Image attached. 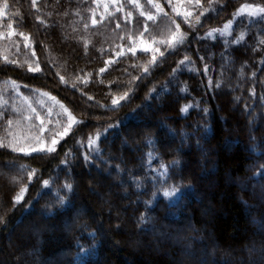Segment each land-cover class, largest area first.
<instances>
[{
	"label": "trees",
	"instance_id": "1",
	"mask_svg": "<svg viewBox=\"0 0 264 264\" xmlns=\"http://www.w3.org/2000/svg\"><path fill=\"white\" fill-rule=\"evenodd\" d=\"M156 2L167 15L139 2L155 16L149 21L131 0H0V8L8 5L0 17L4 264H174L184 250L199 258L206 249L207 264H264V13L240 11L264 7V0H190L187 21L173 11L179 3ZM229 21L230 34L208 35ZM9 24L29 41L8 36ZM175 24L187 38L173 49L167 42ZM140 39L163 52L155 64ZM133 41L135 55L128 51ZM36 64L41 70L29 71ZM125 91L127 100L114 107L112 99ZM43 92L82 121L54 153L31 151L44 147L37 140L48 142L50 132L40 131L29 104L47 129L59 131L67 120ZM226 175L241 185L227 184ZM172 186L179 192L165 197ZM21 188L24 200L13 205ZM208 196L216 211L210 225ZM155 230L163 237L180 231L183 241L160 244Z\"/></svg>",
	"mask_w": 264,
	"mask_h": 264
},
{
	"label": "snow or ice",
	"instance_id": "2",
	"mask_svg": "<svg viewBox=\"0 0 264 264\" xmlns=\"http://www.w3.org/2000/svg\"><path fill=\"white\" fill-rule=\"evenodd\" d=\"M200 0H197V4H199ZM131 3L138 9H140V15L141 16H145L147 20L151 21L155 19V16L150 14V13H146L143 9V7L141 6V4L139 3V0H131ZM147 3L151 5V7L153 9L156 10L157 13H164V9L163 7L156 2V0H147ZM169 4H171V0H169ZM33 5H35V0H33ZM8 7L7 3L4 4L3 8H0V17H2L4 15V9H6ZM245 9H249L250 10V14L255 15L257 13H264V7H253L250 5H245L243 8L240 9L241 12H243ZM173 11H175L177 13V15H183L185 18V21H187L188 16L191 15V13L185 11L183 13L180 12L178 6H173ZM165 15H167L166 13H164ZM201 14H203V11L201 12ZM128 15H131V13H128ZM197 21H199V17L196 18ZM41 23H43V21H41ZM93 24L96 23V20L93 19L92 21ZM231 24L232 22L229 21L227 24L224 25V28L222 30H218V29H214L211 32L208 33L209 36H212L214 32L219 31L221 35H225V34H230V28H231ZM119 27V25H117ZM191 27V25H189ZM85 27H87V25H85ZM9 28V32L7 33L8 36H11L13 34H18L20 36H22L24 38V40L26 42L29 41V37L27 35H25L23 32H19V33H14L11 29L12 26L11 24L8 25ZM144 31H147V25L144 26ZM187 38V34L183 33L180 31V25L179 24H175V30L171 33L170 38L167 42V46L172 47L173 49L178 46V45H182L185 40ZM243 38V33L241 34V37H239L238 39H242ZM264 42V41H262ZM27 46L31 47V44H28ZM140 49L143 52H151L152 56H151V62L153 64H155L156 62V54L159 53L161 56H163V52H160V49L157 48H153L149 43L145 42V40L140 39L139 40V45ZM128 51L131 52L133 55L136 54L137 51V44L135 41H133L132 44L129 45L128 47ZM34 54V53H33ZM122 53H117V55H120ZM7 59V58H5ZM107 63H112L111 60H109ZM181 63H183V61H181ZM40 67L39 64H36L35 68L29 67V71H40ZM105 69L101 68L100 72H104ZM149 71L148 67H144V72L147 73ZM60 80L62 82H64V77L60 76ZM87 80L84 81L85 84H87ZM15 83V82H13ZM43 96H47L50 98L51 101H53L55 104H58L59 107L62 110V114H66L67 116V120L65 123V126H63L59 131H52L50 129L45 128V122L46 119L45 118H41V116L39 115V113H37L36 109L34 107H32L30 104L28 105L30 112L32 114H35V119L39 120V124H40V131L44 132V131H49L50 132V136H49V141L46 142L42 139L37 140L38 144H42L44 145V147H37V146H33L31 148L32 152H46V153H54L57 151V145L60 143L61 139H63L64 137H66L67 135H69V133L71 132L73 125L81 123L82 121L77 120V117L74 116L72 114L71 111L68 110V108H66L62 103H60L59 100H57L56 96L50 95V93L48 92H43L42 93ZM128 98V92L125 91L122 95L116 96L112 99V105L114 107H119L121 101L123 100H127ZM89 99H91V97H89ZM25 100H27V98H25ZM48 111V115L51 116L52 114V108L49 107L47 109ZM33 118L32 115H29L27 117V119L31 120ZM12 122L9 121V124H11ZM114 125H109V127H113ZM101 136L100 132H97L95 134L94 137L89 138L88 141V146L91 148L93 145H96L97 142L99 141ZM4 146L3 142L0 141V147ZM13 151H24L23 148L17 149L15 147H13L12 149ZM85 159H88V156H85ZM35 175L34 171H30L29 172V177ZM43 186L45 188H48L50 186V181L49 180H43L42 181ZM65 189L67 191H71L72 190V186L70 184H65L64 185ZM27 191V188H21L20 192L14 197L13 199V205L16 204H20L23 200H24V195ZM179 192L178 187L172 186L168 189L163 190V195L167 198H171L173 196H176L177 193ZM56 196L58 197V200L61 204H63L64 201V197H61L59 192L56 193Z\"/></svg>",
	"mask_w": 264,
	"mask_h": 264
},
{
	"label": "rangeland",
	"instance_id": "3",
	"mask_svg": "<svg viewBox=\"0 0 264 264\" xmlns=\"http://www.w3.org/2000/svg\"><path fill=\"white\" fill-rule=\"evenodd\" d=\"M140 1H142V0H139V2ZM171 1L174 2L175 4L176 3H179L180 6L179 5H177V6L179 7V10H180L181 13H183L185 11H187V12L190 13L191 9L189 8V6H187L188 1H190V0H171ZM167 3H169V0H167ZM174 13L177 15L176 12H174ZM177 17H180V18L184 19L183 18L184 16L182 14L181 15H177ZM55 106H56V104H55ZM64 115L66 116V114H64ZM66 119H67V116H66ZM63 126H65V122L63 123ZM226 176H227L226 177V179H227L226 180V183L227 184L235 183L236 185H239V186L241 185L238 181L232 180L228 175H226ZM205 181H206V183H207V185L209 187V190L211 192H213L214 191V187L216 186V178H215V176H210L207 179H205ZM88 187H89V194H92V192H95L96 194L94 196L96 198H98L99 200H101V196H100L99 191L97 189H94L89 184H88ZM203 212L206 215L207 225H210L211 224V220H210L209 216L214 215L216 211H215V208L213 206V202H212V200H211V198L209 196L205 199V207L203 208ZM75 216H77V214ZM165 227H168V226L166 225ZM28 230L30 231L31 235L33 234L34 237L36 236L34 227L33 228L31 227L30 229L28 227ZM52 231L53 232H56L57 229L56 228H52V229L46 228L45 229V232H52ZM125 232H126V234H127L128 237H130V238L132 237V235H133V229L131 227L127 226L125 228ZM161 232L162 231H156V230L153 231V233H155V234H157L159 236L162 235ZM139 237H141V236H139ZM168 241H173L175 244H179L180 242H182L183 241V238H182L181 232L179 231L178 233H176V235H168V234H166L165 237L161 236V242H160V244L161 243L163 244V243L168 242ZM9 243H10V246H11V247L9 246V248L13 252L14 251L18 252L16 246H14L13 237H10L9 238ZM155 252H156V254L158 256L161 255V252H159V250L155 249ZM248 252H250L252 254L253 253H256L257 254L258 253L257 251H255L253 249L248 250ZM62 256H63V254H62ZM164 257L166 259H168V260H171V258H169L168 255H164ZM201 257H199V258H193L192 257V254L189 251L184 250L183 252H181V254L178 255L177 259H175V261H174L175 263L174 264H207L203 260V258L207 257V258L210 259V258H212V254L211 253L209 254V251L206 249V250H204V252H203V254H202ZM55 258H62V257L59 256V255H56ZM0 264H4V261L2 260V258L0 259ZM46 264H51V260L47 261ZM250 264H252V263L250 262Z\"/></svg>",
	"mask_w": 264,
	"mask_h": 264
}]
</instances>
